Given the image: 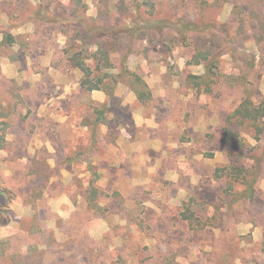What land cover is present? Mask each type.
<instances>
[{"label":"rangeland","instance_id":"374dc122","mask_svg":"<svg viewBox=\"0 0 264 264\" xmlns=\"http://www.w3.org/2000/svg\"><path fill=\"white\" fill-rule=\"evenodd\" d=\"M86 28L112 95L65 55ZM246 99L264 112V0H0V264H264Z\"/></svg>","mask_w":264,"mask_h":264},{"label":"trees","instance_id":"16d2710c","mask_svg":"<svg viewBox=\"0 0 264 264\" xmlns=\"http://www.w3.org/2000/svg\"><path fill=\"white\" fill-rule=\"evenodd\" d=\"M201 4V2H200ZM192 24V23H191ZM187 21L183 23V25L187 28L191 25ZM155 28L151 27V29ZM87 29V28H86ZM185 29V28H184ZM109 35L113 36L114 39H125V34L123 31H116L112 28L109 29ZM90 29H87L86 33L83 34L84 37H80L79 39H75L69 46V48L65 49V55L67 60L69 61L70 65L76 69H78L82 76L79 80V85L81 88L85 90H104L109 95L113 94L115 84L117 83V75L109 74V70L113 68V64L111 62L110 54L114 50H109L106 44L99 40L94 39L91 40V35L88 34ZM188 31V30H187ZM86 35L88 39H86ZM107 34L105 33V36ZM104 36V35H103ZM74 40V39H73ZM92 48V49H91ZM193 58L196 59V63L199 62L198 58L194 56ZM208 60L206 67V72L204 75L196 76L190 75L189 78L192 81L194 87L196 88L197 92H200L202 85H204L203 89L206 91L209 88L208 83L211 79L209 76L211 74V66L213 63V58H208V54L200 53V60ZM91 61V62H90ZM94 64V66H92ZM206 64V65H207ZM122 72L119 74H127V70H121ZM130 79L135 83L134 92L136 97L140 101H145L150 96V91L147 88V84L142 78L136 74L129 73ZM105 79H108V82H104ZM102 111H98L100 114ZM234 116H238L241 119H247L252 121L253 123L258 121L259 118L264 116L263 108L259 106H255L250 99L244 100L240 106L235 110ZM96 188L90 187L89 194L91 198L96 195ZM1 192V191H0Z\"/></svg>","mask_w":264,"mask_h":264}]
</instances>
